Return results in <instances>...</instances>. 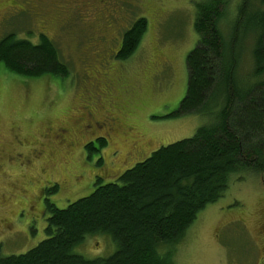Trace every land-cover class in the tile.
Wrapping results in <instances>:
<instances>
[{"label":"rangeland","instance_id":"obj_1","mask_svg":"<svg viewBox=\"0 0 264 264\" xmlns=\"http://www.w3.org/2000/svg\"><path fill=\"white\" fill-rule=\"evenodd\" d=\"M116 1L124 23L121 29L115 26L113 48L131 20L141 17L147 21L140 45L128 60L97 53L110 46L107 40L97 38L100 33L80 36L69 30L49 39L66 63L67 77L27 78L0 69L2 255L23 253L44 238L48 212L35 198L43 186L60 184L58 192L44 191L42 196L49 204L63 208L87 195L96 176L101 182L111 181L159 146L191 137L207 121L195 114L166 118L175 113L186 91V56L197 44L195 5L205 0ZM238 2L226 1L227 18L221 23L224 35ZM7 28L0 26V39ZM27 41L38 43L36 39ZM90 44H95L97 51L91 50ZM89 74L91 79H87ZM88 95H98L101 113L116 114L121 122L126 114L127 119L140 123L134 131L136 137H142L136 151L130 139L114 137L102 148L101 167H96L95 156L86 160L83 154L82 146L88 139L73 138L71 150L57 147L55 129L76 119L77 108ZM149 115L156 117L151 123L146 121ZM36 153L41 154L39 160ZM31 207L33 210H28ZM263 214L264 171L234 177L224 196L197 215L177 249L176 264L263 263ZM113 250L114 244L106 236H88L76 247L87 259L106 257Z\"/></svg>","mask_w":264,"mask_h":264},{"label":"trees","instance_id":"obj_2","mask_svg":"<svg viewBox=\"0 0 264 264\" xmlns=\"http://www.w3.org/2000/svg\"><path fill=\"white\" fill-rule=\"evenodd\" d=\"M226 1L195 5L197 44L186 56V91L166 116L195 114L206 123L111 181L96 176L87 195L63 208L46 201L44 238L19 254L2 255L0 247V264H176L197 215L224 196L234 177L264 171V0H239L224 35ZM146 27L142 18L124 32L115 59L131 57ZM0 69L27 78L69 75L49 39L32 44L13 35L0 39ZM104 146L85 145L86 160L95 156L101 167ZM88 236L108 237L113 252L84 258L76 247Z\"/></svg>","mask_w":264,"mask_h":264},{"label":"flooded vegetation","instance_id":"obj_3","mask_svg":"<svg viewBox=\"0 0 264 264\" xmlns=\"http://www.w3.org/2000/svg\"><path fill=\"white\" fill-rule=\"evenodd\" d=\"M138 19L142 18H134L124 31L120 32V43L116 48H113L116 38L115 26L119 25L121 29L122 23H124L122 11L116 0H0V26L7 25L6 35H13L17 39H36L38 41L41 38L58 37L69 30H74L73 34H80V36L100 33L97 38L107 40L110 46H103V49H99V51L96 50L95 44H90L89 47L91 50L105 55H116L120 49L124 32ZM92 77L89 74L87 79ZM89 85L93 86V84ZM106 88L109 90L108 86ZM97 99L98 95L96 97L84 96L77 108L76 119L55 129V140H53L57 147L65 151L71 150L75 144L72 141L73 138L75 140L86 138L88 140L82 146L84 150V146L88 143L96 146L101 141L106 145L112 138L121 136L130 139L129 143L136 151L142 137H136L134 131H138L137 129L141 127L140 123L136 121L134 123L127 119L126 114H124V122H121L116 114L101 113L99 109L101 106L97 107ZM155 118V116L149 115L146 121L151 123ZM96 132H100L102 135L96 134ZM40 156L41 154L36 153L38 160ZM59 186L60 184L55 182L50 186L40 188L39 192L35 194L36 203L45 208L46 200L42 193L49 191L51 194H55L59 191ZM43 200L44 204L42 205ZM32 208H28V210L32 211ZM232 221H234L233 218ZM260 235L263 242L262 251H264V224L260 226ZM262 260L263 263L260 264H264V256Z\"/></svg>","mask_w":264,"mask_h":264}]
</instances>
